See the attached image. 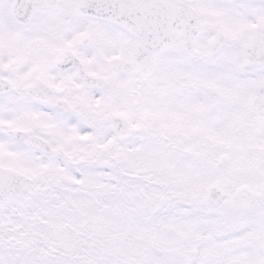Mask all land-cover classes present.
<instances>
[{
	"label": "snow or ice",
	"instance_id": "6c2138e0",
	"mask_svg": "<svg viewBox=\"0 0 264 264\" xmlns=\"http://www.w3.org/2000/svg\"><path fill=\"white\" fill-rule=\"evenodd\" d=\"M0 264H264V0H0Z\"/></svg>",
	"mask_w": 264,
	"mask_h": 264
}]
</instances>
